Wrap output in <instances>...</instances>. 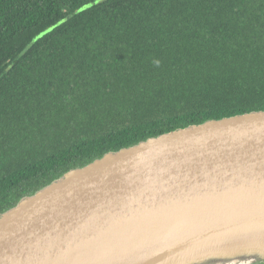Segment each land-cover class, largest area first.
Returning a JSON list of instances; mask_svg holds the SVG:
<instances>
[{"label":"trees","instance_id":"trees-1","mask_svg":"<svg viewBox=\"0 0 264 264\" xmlns=\"http://www.w3.org/2000/svg\"><path fill=\"white\" fill-rule=\"evenodd\" d=\"M264 111V0H0V214L161 134Z\"/></svg>","mask_w":264,"mask_h":264},{"label":"water","instance_id":"water-1","mask_svg":"<svg viewBox=\"0 0 264 264\" xmlns=\"http://www.w3.org/2000/svg\"><path fill=\"white\" fill-rule=\"evenodd\" d=\"M0 264H264V111L64 174L0 214Z\"/></svg>","mask_w":264,"mask_h":264}]
</instances>
